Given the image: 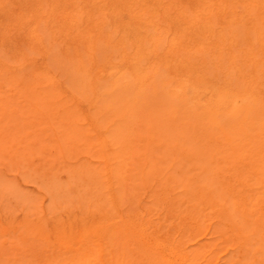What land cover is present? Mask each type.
Returning a JSON list of instances; mask_svg holds the SVG:
<instances>
[{
    "label": "rangeland",
    "instance_id": "1",
    "mask_svg": "<svg viewBox=\"0 0 264 264\" xmlns=\"http://www.w3.org/2000/svg\"><path fill=\"white\" fill-rule=\"evenodd\" d=\"M0 264H264V0H0Z\"/></svg>",
    "mask_w": 264,
    "mask_h": 264
},
{
    "label": "bare ground",
    "instance_id": "2",
    "mask_svg": "<svg viewBox=\"0 0 264 264\" xmlns=\"http://www.w3.org/2000/svg\"><path fill=\"white\" fill-rule=\"evenodd\" d=\"M33 23H34V22H33ZM111 25H112V24H111ZM24 26H25V25H24ZM108 28H109V27H108ZM176 28H177V27H176ZM115 32H116V31H115ZM59 44H60V43H59ZM164 44H165V43H164ZM162 49H163V48H162ZM150 54H151V53H150ZM57 59H58V58H57ZM101 69H102V68H101ZM101 69H100V70H101ZM101 71H102V70H101ZM151 71H152V70H151ZM70 75H71V74H70ZM91 77H92V76H91ZM91 77H90V78H91ZM123 80H125V79H123ZM78 81H79V80H78ZM121 82H122V81H121ZM77 84H78V82H77ZM168 87H169V86H168ZM171 89H173V88H171ZM171 89H170V90H171ZM119 90H120V89H119ZM178 90H179V88H178ZM167 91H168V90H167ZM123 93H124V92H123ZM211 93H212V92H211ZM128 94H129V93H128ZM46 95H47V94H46ZM125 95H126V94H125ZM220 95H221V94H220ZM177 96H178V95H177ZM168 97H169V95H168ZM172 98H174V97L172 96ZM177 98H178V97H177ZM212 98H213V96H212ZM45 100H46V98H45ZM52 100H54V99H52ZM43 101H44V100H43ZM47 102H48V101H47ZM49 102H50V101H49ZM52 102H53V101H52ZM214 102H215V101H214ZM133 103H134V102H133ZM215 103H216V102H215ZM258 103H259V101H258ZM217 104H218V103H217ZM212 105H213V104H212ZM212 105H211V106H212ZM208 106H209V105H208ZM211 106H210V107H211ZM49 107H50V105H49ZM54 107H55V105H54ZM54 107H53V105L51 106V108H54ZM206 107H207V106H206ZM208 108H209V107H208ZM209 109H210V108H209ZM40 112H41V111H40ZM223 112H225V111H223ZM14 113H15V112H14ZM216 114H218V113H216ZM227 116H228V115H227ZM207 118H208V117H207ZM233 119H234V118H233ZM235 120H236V119H235ZM84 122H85V121H84ZM92 122H93V121H92ZM98 122H99V121H98ZM98 122H97V123H98ZM212 127H214V126H212ZM223 134H224V133H223ZM114 155H116V154H114ZM116 156H117V155H116ZM109 177H110V176H109ZM99 254H100V253H99ZM95 255H96V254H95ZM98 259H99V258H98ZM175 259H176V258H175ZM100 263H101V262H100Z\"/></svg>",
    "mask_w": 264,
    "mask_h": 264
}]
</instances>
